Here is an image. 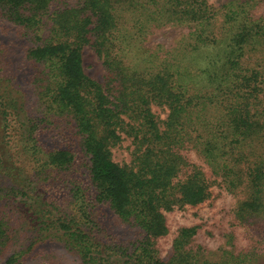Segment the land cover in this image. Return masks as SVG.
Returning <instances> with one entry per match:
<instances>
[{"label":"trees","instance_id":"1","mask_svg":"<svg viewBox=\"0 0 264 264\" xmlns=\"http://www.w3.org/2000/svg\"><path fill=\"white\" fill-rule=\"evenodd\" d=\"M0 11L31 32L35 46L27 58L37 66L46 115L70 120L89 157L82 180L71 176L77 152L41 143L17 75L6 67L8 48L0 45V199L19 204L33 235L4 264H23L46 242L83 264H264V247L236 251L232 243L212 260L192 248L197 227L180 229L168 261L157 247L169 233L167 212L212 196L186 147L197 148L227 190L244 189L239 222L264 217V66L246 63L264 54V0H229L220 10L209 0H0ZM170 29L179 31L174 44L154 40ZM87 47L104 61V83L84 70ZM155 107L168 112L165 120ZM123 136L137 145L132 166L113 159ZM60 183L68 209L46 191ZM99 205L139 227L142 238L124 245L108 230L101 234ZM7 242L0 219V254Z\"/></svg>","mask_w":264,"mask_h":264},{"label":"rangeland","instance_id":"2","mask_svg":"<svg viewBox=\"0 0 264 264\" xmlns=\"http://www.w3.org/2000/svg\"><path fill=\"white\" fill-rule=\"evenodd\" d=\"M71 2L73 0H70ZM229 0H209L215 9H221ZM47 19V18H46ZM222 19H217L215 33L219 34L222 27ZM51 22L42 28L40 33L47 36L51 30ZM179 37V31L174 29L160 32L155 41L164 45L174 44ZM34 37L31 32H26L22 27L9 22L2 16L0 11V45L4 44L8 48V66L10 71L17 75L26 100V110L30 118L39 124V139L48 148L71 149L76 157V172L71 176H76L82 180L87 179L86 164L89 157H86L80 146L81 136L70 120L62 118L47 117L45 106L40 100V82L36 79V67L27 58L29 49L35 46ZM248 59V60H247ZM246 59L250 68L264 66V54H251ZM84 70L92 79L104 83L106 81L107 70L103 59L91 47H87L83 53ZM154 111L159 120H165L168 112L161 111L155 107ZM124 141L120 142L112 149L113 159L118 164L125 166L133 165L136 157L137 145L133 138L123 136ZM260 148V146L258 145ZM197 148L190 146L183 150L192 164L198 165L206 173L211 184V198L196 207L180 205L173 211L167 212L166 217L169 226V233L160 238L157 242L158 251L164 261H168L173 253V242L179 231L183 227H197L198 234L194 238L192 248L206 253L212 260H217L223 250L232 249L234 245L236 251L248 249L252 246L264 247L262 230H264V217L251 219L241 223L235 217V210L240 201L245 199L244 189L229 191L222 179L212 176L210 167L204 163L203 157L196 151ZM260 153L264 155V148H260ZM258 154V153H257ZM84 162V163H83ZM83 163V166L81 165ZM86 163V164H85ZM62 184H55L46 189L50 194L52 202L58 203L61 209H68L70 198L68 190L62 188ZM19 204L10 205L0 199V219L7 227L8 242L7 247L0 254V264L11 257L14 253L28 246L33 238L32 231L21 217L18 208ZM97 225L101 234L108 230L117 238V243L128 245L142 238V231L133 223L122 221L108 205H99L96 209ZM23 264H83L73 252H69L58 243L39 244L34 251L25 259Z\"/></svg>","mask_w":264,"mask_h":264}]
</instances>
